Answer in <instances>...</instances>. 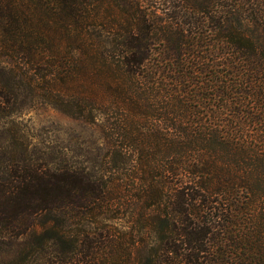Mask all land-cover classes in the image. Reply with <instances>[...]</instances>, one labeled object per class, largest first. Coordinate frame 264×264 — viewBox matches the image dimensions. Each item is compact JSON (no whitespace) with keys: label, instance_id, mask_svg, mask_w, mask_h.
Returning a JSON list of instances; mask_svg holds the SVG:
<instances>
[{"label":"trees","instance_id":"16d2710c","mask_svg":"<svg viewBox=\"0 0 264 264\" xmlns=\"http://www.w3.org/2000/svg\"><path fill=\"white\" fill-rule=\"evenodd\" d=\"M98 1L0 0L9 71L101 118L108 146L95 172L9 159L0 234L54 210L85 224L127 213L122 235L46 232L106 264L146 246L137 264H264V0H127L105 27Z\"/></svg>","mask_w":264,"mask_h":264},{"label":"rangeland","instance_id":"374dc122","mask_svg":"<svg viewBox=\"0 0 264 264\" xmlns=\"http://www.w3.org/2000/svg\"><path fill=\"white\" fill-rule=\"evenodd\" d=\"M98 3L95 11L98 17L106 19L104 27L121 8H127V0ZM94 30L102 36L107 34L106 29ZM71 54L76 57L78 51L72 50ZM12 67H15L14 57L0 50V175L6 170L5 165L8 167L9 159L19 163H43L48 167L66 164L100 171L108 148L103 137L102 119L88 122L78 117L72 105L64 103V98L47 89L48 78L41 75L28 81L9 71ZM129 190L122 186V192ZM127 220L132 221V218L122 213L112 221L99 218L97 223L85 224L72 221L60 211L43 212L36 216L24 234L18 237L0 234V264H106L108 257L101 253L91 256L78 251L61 253L46 231H52L54 225H58L68 230L71 236L82 239L83 230H87L96 240L105 229L121 235L129 231L130 222ZM148 256L146 246L132 248L119 258L137 264Z\"/></svg>","mask_w":264,"mask_h":264}]
</instances>
